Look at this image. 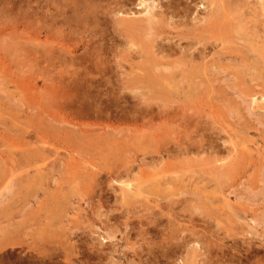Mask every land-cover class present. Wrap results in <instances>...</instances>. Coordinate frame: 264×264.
<instances>
[{"label": "rangeland", "instance_id": "rangeland-1", "mask_svg": "<svg viewBox=\"0 0 264 264\" xmlns=\"http://www.w3.org/2000/svg\"><path fill=\"white\" fill-rule=\"evenodd\" d=\"M141 1L0 0V264L264 262V76L215 44L210 90L111 88L128 74L113 26ZM236 2L263 20L264 0Z\"/></svg>", "mask_w": 264, "mask_h": 264}, {"label": "bare ground", "instance_id": "bare-ground-1", "mask_svg": "<svg viewBox=\"0 0 264 264\" xmlns=\"http://www.w3.org/2000/svg\"><path fill=\"white\" fill-rule=\"evenodd\" d=\"M130 1L131 0H123V2H130ZM146 1L147 0H145V2ZM142 3L144 4V1H141V4ZM238 7H239V5L236 2V0H155V1L151 0V3L149 5L148 4L147 5L144 4L143 9L141 11H139V13H137L138 14L137 16L135 14H132L131 17H128L126 19H120L119 18L120 20H117V22L115 23V26H113L115 29H117V30L114 29V31H116L115 32L116 36L122 38L123 43L128 45V48H127V50L123 51L122 54H119L120 52L118 54H116L117 57L114 55L115 58H118V60L116 62L114 61V67H115L116 70L117 69L119 70L121 68H124V65H126L127 68H128V74L126 76L127 78L125 77V79H117V81L110 82V83H108V85L111 88L117 89V91L118 90H128L129 92H131V90H137V89H140V90H142V89L143 90L144 89H148V90L149 89L150 90H165V91L168 90V92H169V90H172V91L180 90V92H181L182 89H184V91H187V90H189V91L190 90H201V91L210 90L211 88L214 87V84H212V82H208L209 79H208V81L203 79L202 75H205V73L207 72V68H205V67H208L209 65L216 64L219 61V57H217V58H213V57L207 58V55L205 54V51L207 49V45H209V46H211L213 48V47H215V44L220 45L223 49H227V52L229 54L228 53H226V54L230 55V58H231V60L233 62L237 61L239 64H244L247 67L250 66L254 70H256V71L258 70L260 72V74L262 76H264V38H260L261 40H259V41L257 40L258 37L252 39L253 38L252 34L254 35V33L257 34L259 32L262 33L264 31V10L262 11L263 20L262 21H260V20L257 21L258 20L257 19L256 20L257 22H255L253 25L251 23L249 24V26H251V27H249V26L247 27L246 23H243V21H245L244 19L247 18V17H245L244 19L242 18V15H241L242 11L240 12V9H238ZM250 14H251V12H250ZM253 14H258V13H253ZM249 18H251V17L249 16ZM250 29H253L254 33L251 32ZM208 51L210 53V50H208ZM112 54H115V52H112ZM210 55H211V53H210ZM105 59H104V62L107 61ZM106 63L101 62L100 63L101 65H99L98 69H100L101 71H103L104 69L106 70V65H108ZM233 65H234V63H233ZM95 66H97V65L95 64ZM236 67H238V66H236ZM208 71H209V69H208ZM242 71H243V69H242ZM242 71L240 70V72H242ZM81 82H83V81H81ZM251 82H253V81H251ZM249 84H251V83H249ZM77 85H79V84H77ZM82 85L86 87V85H88L87 81L82 83ZM252 86H260V87L264 88V83H256L255 85H250V87H252ZM87 88H88V86H87ZM51 90H52V87H51ZM239 96L241 97V95H239ZM62 97H64V96H62ZM134 99H135V97H134ZM260 99H262V97H260ZM55 105H57V104H55ZM137 106H136V108H137ZM256 107H259V106H256ZM59 108H60V106H59ZM148 108H151V107L149 106ZM143 112H145V111H143ZM148 112H151V111H148ZM150 114H152V112ZM156 114H157V112H156ZM178 114H180V113H178ZM138 115L141 117V114H138ZM158 115H159L160 118H163L164 121L172 122V120L174 118V116L171 115V113L168 112L167 110H160V112H158ZM55 116H57V115H55ZM96 116H99V113H97ZM135 117H134V120H136ZM179 118L180 117H178V119ZM182 118H184V117L182 116ZM111 119H112V116H111ZM123 119H124V117H123ZM138 120L136 121V123L138 122ZM176 120L177 119H175L174 121L176 122ZM115 122H117V121H115ZM118 122H119V120H118ZM188 122L189 121L187 120V123ZM132 123H133V121H132ZM63 125H64V123H63ZM187 127H188V125H187ZM196 128H195V130H196ZM172 130H173V127H172ZM92 131H93V128H92ZM83 132H84V129H83ZM189 133H191V132H189ZM86 134H84V136ZM88 134H89V132H88ZM118 135H120V134H118ZM201 136H203V135L201 134ZM169 140H171V139H169ZM179 141H181V140L179 139ZM158 142H159V140H158ZM170 142H172V141H170ZM177 142H178V140H177ZM125 143H126V141H125ZM167 143H169V142H167ZM183 143H185V142L183 141ZM42 144H44V143H42ZM125 145H127V144H125ZM181 145L183 146V144H181ZM184 145H186V144H184ZM201 145L204 146L203 144H201ZM161 146H163V145H161ZM169 147L171 149L172 146H169ZM164 148H166V147H164ZM210 148H212V147H210ZM183 149L188 151V149L184 148V146H183ZM202 150L203 149H201V151ZM196 152H199V150H197ZM163 153H165V152L163 151ZM167 154L169 155L168 152H167ZM213 154H215V153H213ZM233 168H234V164H233V167L230 168V169H233ZM128 170H130V169H128ZM227 172H229V170L225 169L224 170V174L226 175ZM122 173L123 172H121V174ZM125 173H126V171H125ZM181 173H183V172H181ZM224 174H221V175H224ZM230 174L232 175V173H230ZM110 176H112V175H110ZM111 178H112L111 180L113 181L114 178L113 177H111ZM223 178L225 179V177H223ZM180 179H181V177H180ZM242 179H243V177H242ZM231 180H233V179H231ZM125 183H124V185H125ZM104 198H106V197H104ZM227 221H229V218H227ZM230 230H231V228H230V225L228 223L225 226V228H224L225 232H224V235H223V241H224L225 244L226 243L228 244V240L230 238ZM187 240H185V242ZM176 242H178V241H176ZM249 246H250V244H249ZM224 248H226V247H224ZM227 248H229V247H227ZM133 250L135 252V249H133ZM147 251H148V252H146V257L147 258L145 260L148 259L149 264H156L154 262L155 255H153V251L152 252H150L149 250H147ZM90 252H91V254H90V257L88 259H81V257H80L81 260L78 258L80 261L78 259H76V261L78 260L81 264H102L101 262H102V258L104 256L103 253H100L101 251L98 252L97 250H93L92 248H91ZM136 255H137V251H136ZM228 260H226L227 262L224 263V264H233V261L231 259H230L231 262L229 261V263H228ZM237 260H238V262H240L238 258H237ZM241 262H243V261L241 260ZM255 262H257V261H255ZM261 262L264 263L263 261H261ZM262 263H260V264H262Z\"/></svg>", "mask_w": 264, "mask_h": 264}]
</instances>
